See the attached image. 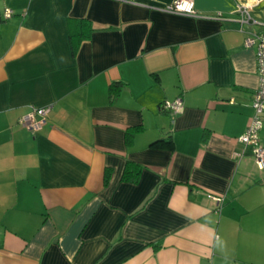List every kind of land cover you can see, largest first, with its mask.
Instances as JSON below:
<instances>
[{
  "label": "crops",
  "instance_id": "1",
  "mask_svg": "<svg viewBox=\"0 0 264 264\" xmlns=\"http://www.w3.org/2000/svg\"><path fill=\"white\" fill-rule=\"evenodd\" d=\"M171 1L0 0V264H264V170L239 140L255 49L232 0ZM70 18L94 28L74 50Z\"/></svg>",
  "mask_w": 264,
  "mask_h": 264
},
{
  "label": "built area",
  "instance_id": "2",
  "mask_svg": "<svg viewBox=\"0 0 264 264\" xmlns=\"http://www.w3.org/2000/svg\"><path fill=\"white\" fill-rule=\"evenodd\" d=\"M234 3V16L240 24L241 29L246 33L244 45L254 47L257 67L259 71V85L252 96L253 113L245 131L240 135L239 140L245 146L251 148V154L259 169L264 170V144L260 142L259 132L264 127V22L253 18L256 6L264 0H232ZM163 9L185 14L196 15L195 0H172ZM12 15L11 10L4 9L3 17ZM215 16L221 17L220 13ZM161 108L171 114L181 113L184 105L181 97L174 100H166L161 103ZM50 106L32 107L28 112L18 118L17 123L30 130L39 129L46 120ZM217 201L221 198L216 197Z\"/></svg>",
  "mask_w": 264,
  "mask_h": 264
},
{
  "label": "trees",
  "instance_id": "3",
  "mask_svg": "<svg viewBox=\"0 0 264 264\" xmlns=\"http://www.w3.org/2000/svg\"><path fill=\"white\" fill-rule=\"evenodd\" d=\"M69 25V36L70 41L72 44V49H76L78 46V43L86 38H89L90 33L92 30H94L91 21L88 18H70L68 20ZM120 82H112L110 85V96L113 100L119 91ZM135 130L128 128L125 131V139L126 142L130 141V139L133 136ZM165 141L162 140H156L154 143ZM142 166L138 163H135L133 161H127L124 170L122 173V179L123 180H130V181H137L139 174L141 172ZM111 175V169L105 168L104 175H103V185H106L109 181ZM159 246V243L157 244ZM156 246V247H158Z\"/></svg>",
  "mask_w": 264,
  "mask_h": 264
},
{
  "label": "rangeland",
  "instance_id": "4",
  "mask_svg": "<svg viewBox=\"0 0 264 264\" xmlns=\"http://www.w3.org/2000/svg\"><path fill=\"white\" fill-rule=\"evenodd\" d=\"M253 18L259 22H264V3L258 6L257 12L253 13Z\"/></svg>",
  "mask_w": 264,
  "mask_h": 264
}]
</instances>
